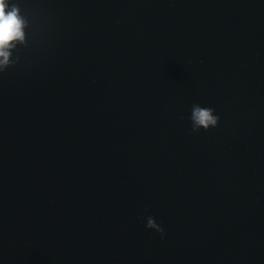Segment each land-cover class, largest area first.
<instances>
[{"label": "water", "instance_id": "1", "mask_svg": "<svg viewBox=\"0 0 264 264\" xmlns=\"http://www.w3.org/2000/svg\"><path fill=\"white\" fill-rule=\"evenodd\" d=\"M11 2L0 264H264V0Z\"/></svg>", "mask_w": 264, "mask_h": 264}, {"label": "clouds", "instance_id": "2", "mask_svg": "<svg viewBox=\"0 0 264 264\" xmlns=\"http://www.w3.org/2000/svg\"><path fill=\"white\" fill-rule=\"evenodd\" d=\"M26 23L17 4L11 0H0V72L6 70L11 63L10 49H13L17 42L23 43ZM212 111L211 108L195 107L192 116L194 128L203 126L207 129L208 126H216L218 117L212 115ZM148 227L155 228L163 235L164 229L154 224L152 219L148 220Z\"/></svg>", "mask_w": 264, "mask_h": 264}]
</instances>
